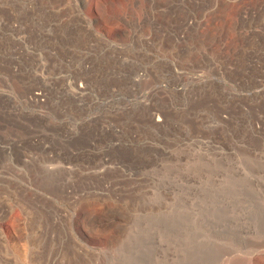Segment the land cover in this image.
I'll return each mask as SVG.
<instances>
[{
  "label": "rangeland",
  "instance_id": "374dc122",
  "mask_svg": "<svg viewBox=\"0 0 264 264\" xmlns=\"http://www.w3.org/2000/svg\"><path fill=\"white\" fill-rule=\"evenodd\" d=\"M0 264H264V0H0Z\"/></svg>",
  "mask_w": 264,
  "mask_h": 264
},
{
  "label": "bare ground",
  "instance_id": "6f19581e",
  "mask_svg": "<svg viewBox=\"0 0 264 264\" xmlns=\"http://www.w3.org/2000/svg\"><path fill=\"white\" fill-rule=\"evenodd\" d=\"M37 96V95H36ZM36 98V97H35ZM38 98V97H37ZM35 100H37V99H35Z\"/></svg>",
  "mask_w": 264,
  "mask_h": 264
}]
</instances>
